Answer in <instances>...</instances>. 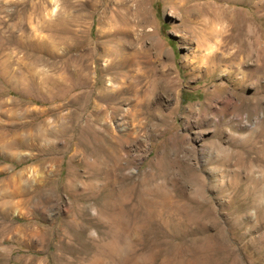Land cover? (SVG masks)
Segmentation results:
<instances>
[{
	"label": "rangeland",
	"instance_id": "rangeland-1",
	"mask_svg": "<svg viewBox=\"0 0 264 264\" xmlns=\"http://www.w3.org/2000/svg\"><path fill=\"white\" fill-rule=\"evenodd\" d=\"M186 2L0 0V264H264V0ZM228 27L249 58L220 61ZM141 47L177 97L154 119L109 110L102 146L58 134L67 84Z\"/></svg>",
	"mask_w": 264,
	"mask_h": 264
},
{
	"label": "bare ground",
	"instance_id": "bare-ground-1",
	"mask_svg": "<svg viewBox=\"0 0 264 264\" xmlns=\"http://www.w3.org/2000/svg\"><path fill=\"white\" fill-rule=\"evenodd\" d=\"M226 1H228V0H226ZM187 2H186V0H171L170 4H171L172 8H176V9L180 8L181 9V7L184 5V3H187ZM168 5H169V2H168ZM219 16H221V15H219ZM224 32H226V31H224ZM213 34H214L213 29L206 33V35L208 36V38L206 37L207 38L206 40H209L208 41L209 43H210L211 39L213 38ZM221 36L222 37L217 41V47H216L217 49L221 50V53H222V57L220 58V61L233 64L237 60H239V59L243 60L247 57V55H249L250 47L254 43V41H252V35L249 32H244L242 34H239L235 30V28H229L227 30L226 34H224V35L222 34ZM257 36H259V34ZM139 38H141V37H139ZM255 40H256V38H255ZM208 48L210 49V52L214 51L212 45L208 44ZM150 51H151L150 49L144 50L142 47L140 50H138L134 54L127 53L123 50L116 51L114 53L109 54L112 56L109 59V61L107 62V64L104 65L102 70H100V76L99 77L96 76V77H94L93 80H88V81L82 80L81 78L76 77L74 79V81H71L70 84L68 83L67 84L68 86L66 89V92H67L66 97L70 99L68 105L75 107V110L71 111V113L69 115V120H70V122H72V126L62 127V130H60V129L57 130L58 134L62 135V133L66 134L68 131L79 130L81 132L82 136L86 138V142H84V141H81V142L83 145H85V146L87 145L88 149H89V146L91 147V144L102 146L104 143V140L106 139L105 136H107V135L104 136L105 132H103V131H108V129H109V127L107 126V122H108L107 120L109 118V113H108L109 110H111L110 117L112 119L120 114L122 116V119H120L121 121L124 119H127L129 114H131V113H133L135 115H139L140 117L143 115H147V116L153 118V113L151 112V110H152L153 106L158 101L163 100L165 98H170V97L176 98L178 93H177L176 86L174 84L175 82L172 84V83H169L170 82L169 81L167 84L161 85L160 81L164 80V82H162V84H163L167 81V80L165 81V79H168V78H166L165 71H163V70L160 71L159 70L160 68L158 69L157 62L159 60L157 61L156 60L157 58L154 59V55H152L153 53H151ZM251 53H252V49H251ZM252 57L253 56H251V58ZM247 58H249V56ZM212 61H213V63H215L214 60H212ZM113 64H114V66L115 65L117 66L119 73L116 72V73H118L117 75L111 74L112 76H110L108 79L109 84L105 85V86L103 85L100 89H97V85L99 83L98 78L104 79V74H107L109 72V70ZM218 65H221V64H217L216 66H218ZM218 68H219V66H218ZM204 70L206 71L205 68H204ZM208 70H210V69H208ZM110 72L112 73V71H110ZM212 74H213V71H212ZM235 96H236V93H233V92L228 93L226 95L227 102L225 103V105L223 107L224 111H228L230 109V103L231 104L233 103V99ZM84 97L86 99V106L84 108H81L79 105L81 102V98H84ZM210 99L211 98H209L208 100H210ZM125 100L126 101L130 100L131 103H129L130 104L129 107H126L123 110L122 108L118 107V103L125 101ZM239 101H240V103H239L240 106L243 103H245V101H241V100H239ZM85 111L87 112V117L85 119L86 124L84 126L79 127L78 126L79 119L85 115ZM233 112H235V111H233ZM49 113H51V112H49ZM132 119H133V117H131V119L129 117V119H127V120H132ZM135 119H136V117L133 120L134 122H135ZM131 124H133V123H131ZM125 125H126V123H125ZM40 126H41V129H39V134L37 135L38 139H36L35 137L34 138L36 140H48L47 137L52 133L54 134V131L44 124H43V126L42 125H40ZM134 126H136V125H134ZM52 128H54V127H52ZM54 130H55V128H54ZM68 135H70V134H68ZM79 138H81V137H79ZM87 143L89 144V146ZM15 145H16V142L11 143V146H15ZM52 149L54 150V147H50L48 149V151L52 150ZM116 158H117V156H116ZM116 162H118V161L116 160ZM30 201H31V199H29L28 203Z\"/></svg>",
	"mask_w": 264,
	"mask_h": 264
}]
</instances>
